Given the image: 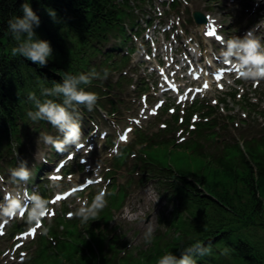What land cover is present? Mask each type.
I'll use <instances>...</instances> for the list:
<instances>
[{
	"label": "clouds",
	"instance_id": "obj_1",
	"mask_svg": "<svg viewBox=\"0 0 264 264\" xmlns=\"http://www.w3.org/2000/svg\"><path fill=\"white\" fill-rule=\"evenodd\" d=\"M259 0H257L258 6ZM23 15L11 17L7 21L8 31L17 42L16 46L11 49L12 56H22L33 62L37 66H47L48 60L52 57L53 50L48 40L37 37L34 26L40 25V17L27 2L21 4ZM50 17L55 19L56 13L48 9ZM259 25H254L248 29L244 35L234 36L227 40L220 39L223 45L220 56L225 64H231L237 71L238 78L252 80L258 84L264 80V43L262 38L256 35ZM109 70L105 68L101 76L100 72L95 69L88 73L73 75L66 74L61 83H53L51 87H40L39 95L35 92H29L27 101L32 105L26 115L32 122L46 121L56 129L59 135L53 136L42 133L40 138L45 145L55 149L58 153L65 152L70 146L79 148L82 143V121L83 113L81 107L88 112H92L97 106L99 96L94 91H88L86 88L92 84L94 79H107ZM232 83L231 80L228 81ZM18 155V154H16ZM47 162L46 158H43ZM0 177V181H3ZM33 179V172L27 166V161L21 159L19 164L9 169L7 183L15 186L16 191H9L2 188L4 192L3 201L0 202V221L7 223L16 217H24L27 213V223L32 225V230L40 228L42 219L50 215V201L44 198L38 191H29L28 182ZM49 181L52 186H57L54 175H49ZM107 195L106 187L101 189L93 198L91 204L87 201L75 212L69 213L80 219L81 223H87L89 220H95L99 213L107 206L105 196ZM27 201V203H25ZM127 219L132 220L135 217L128 215ZM44 234H47L45 230ZM154 234V227L149 224L144 238L146 242H151ZM210 244L195 243L181 250V255L176 257L173 253L163 255L158 264H197V257L210 256L212 254ZM228 249L222 250L221 254H227ZM22 254L21 259H23Z\"/></svg>",
	"mask_w": 264,
	"mask_h": 264
},
{
	"label": "trees",
	"instance_id": "obj_2",
	"mask_svg": "<svg viewBox=\"0 0 264 264\" xmlns=\"http://www.w3.org/2000/svg\"><path fill=\"white\" fill-rule=\"evenodd\" d=\"M24 2L29 3L31 7L33 8V10L36 12V14L40 18H43V17L49 18L50 16L47 10L52 9L56 13L55 17L60 19L70 13L69 10H70V5L72 3V0H0V39L5 37V32L7 31V28H8L7 21L13 16H17L19 14L22 16V11H21L20 6ZM26 65H28V67H31V68L32 66H35V64L29 60L27 61ZM50 66L56 70L64 72L62 68L54 64H50ZM45 72L47 73V75H49L47 71ZM5 76L6 74H4V79H5ZM224 165L225 164L221 162L220 165H218L217 170H220L221 173L225 175L226 174L228 175V173L230 174V171H229L230 169L228 170L224 169ZM245 181H247L248 183L250 182V180H245ZM248 186L252 190L253 188L252 185L248 184ZM259 186L260 188L263 189L262 191L264 192V177H260ZM246 198H248L247 204L249 205L243 206L242 208H240V210H243L245 208H250V207L253 208L254 206L252 211L258 212V213L259 212L264 213V210L262 211L263 209L262 201L264 199H262L261 197H257L256 193L251 192V191L246 196ZM262 258H260V260H257L256 264H264V254ZM74 264H79V262H74Z\"/></svg>",
	"mask_w": 264,
	"mask_h": 264
}]
</instances>
